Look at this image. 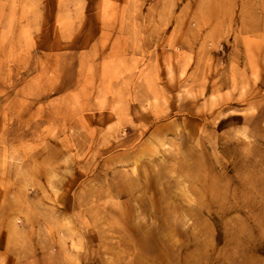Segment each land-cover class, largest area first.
I'll return each mask as SVG.
<instances>
[{
    "label": "rangeland",
    "instance_id": "rangeland-1",
    "mask_svg": "<svg viewBox=\"0 0 264 264\" xmlns=\"http://www.w3.org/2000/svg\"><path fill=\"white\" fill-rule=\"evenodd\" d=\"M0 264H264V0H0Z\"/></svg>",
    "mask_w": 264,
    "mask_h": 264
}]
</instances>
